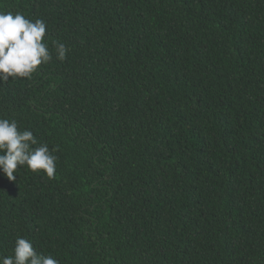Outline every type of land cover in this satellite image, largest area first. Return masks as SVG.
I'll return each mask as SVG.
<instances>
[{
    "label": "trees",
    "instance_id": "16d2710c",
    "mask_svg": "<svg viewBox=\"0 0 264 264\" xmlns=\"http://www.w3.org/2000/svg\"><path fill=\"white\" fill-rule=\"evenodd\" d=\"M0 11L43 20L53 56L0 82V118L57 157L0 174V256L22 236L59 264H264V0Z\"/></svg>",
    "mask_w": 264,
    "mask_h": 264
},
{
    "label": "clouds",
    "instance_id": "9594fccd",
    "mask_svg": "<svg viewBox=\"0 0 264 264\" xmlns=\"http://www.w3.org/2000/svg\"><path fill=\"white\" fill-rule=\"evenodd\" d=\"M46 23L31 21L23 14L0 11V82L32 77L42 63L52 60V52L45 41ZM56 58L63 61L69 49L60 41H53ZM38 145V146H36ZM35 146V147H34ZM57 157L47 143H39L33 132L20 131L15 120L0 118V174L15 181L18 167L33 173L43 171L54 178ZM0 264H59L51 255L37 253L32 242L17 236L9 256H0Z\"/></svg>",
    "mask_w": 264,
    "mask_h": 264
}]
</instances>
